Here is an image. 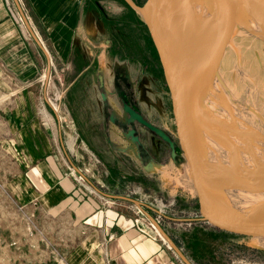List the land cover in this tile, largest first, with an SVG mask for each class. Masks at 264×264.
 <instances>
[{
  "label": "rangeland",
  "instance_id": "1",
  "mask_svg": "<svg viewBox=\"0 0 264 264\" xmlns=\"http://www.w3.org/2000/svg\"><path fill=\"white\" fill-rule=\"evenodd\" d=\"M133 1L142 5L146 0ZM80 10L81 29L73 48L77 50L72 51L68 61L52 62L46 93L40 76L36 84L25 90L18 89L4 75L0 67V107L3 108V110L0 108V264H67L58 252H51L43 247L40 244L41 238L39 245H36L38 237H35V228L41 227L45 220L42 217H35L30 205L19 202V190L12 181L14 166L10 157L11 154H15L13 147L15 140L9 141L16 131V126L14 127L15 123L11 124L6 120L7 114L10 117L24 113L27 117H42L44 114V117L48 116L52 121L53 116L55 117L52 111L54 107L61 117L64 141L70 146L72 158L78 166L90 170L88 161L90 156L93 163L100 165V168L106 171L103 176H106L107 181L102 178L103 182L108 185H118L117 194L149 203L162 211L164 214L162 217L159 218L158 213L152 214L153 217L170 237L175 236L179 244L190 252L196 264H219L208 258L205 248L199 246L198 241L193 240L199 238L198 234H195L196 231L203 236V239H208L209 244L222 242L224 236L206 234L205 229L212 227L209 224L194 221L189 224V221L184 220L194 217L197 213L183 161L173 160L169 149L163 143L154 140L153 148L157 157L148 165L143 164L141 170L132 159L134 148L131 142L121 136H115L114 139L117 141L116 145L124 152L115 155L116 157H114V149L110 150L106 143L102 144L105 152L99 154L96 148L98 142L91 137V145L88 137L86 138L89 135V125H85L82 118L76 117L73 112L74 103L71 94L75 77L73 69L86 65L95 54L108 62L106 77L110 75V64L128 63L138 79L140 105L150 119L174 129V116L168 100V88L158 52L138 12L125 0H81ZM230 26L237 27L235 20ZM110 44L113 47H107ZM234 45L226 48L220 64V74L236 96L245 98L254 107L253 112H249L255 116L252 119L258 121V124L263 121L261 125L256 126H260L263 132L260 131L257 135L259 132L252 130L258 139L257 142L252 141L253 145L246 147V160L248 165L251 164L248 167L251 171L260 169L262 172L264 46L242 35L236 36ZM44 73L45 70L42 71V74ZM45 77L47 79V73ZM255 111L259 112L262 118ZM240 142L244 144L242 137ZM236 162L240 163L237 158ZM217 169L222 170L220 162H217ZM136 170L139 171L138 174L135 173ZM69 172L77 178L80 177L72 167ZM140 177L150 182L147 183L146 180L140 182ZM237 180L231 181L227 186L241 197L239 194L241 184ZM82 194L87 195L89 192L84 190ZM187 235H190L191 241L186 238ZM228 240L233 248L228 256L220 253L221 263L264 264V249L249 245L250 239L234 235L228 237Z\"/></svg>",
  "mask_w": 264,
  "mask_h": 264
},
{
  "label": "crops",
  "instance_id": "2",
  "mask_svg": "<svg viewBox=\"0 0 264 264\" xmlns=\"http://www.w3.org/2000/svg\"><path fill=\"white\" fill-rule=\"evenodd\" d=\"M80 2L0 0V67L18 89L25 90L36 84L43 70L49 72L50 78L54 60L70 59L81 29ZM49 78L44 82L45 93ZM52 111L55 115L52 121L44 114L27 117L22 112L23 115L6 116L16 126L9 141L15 140V154L10 157L19 202L30 205L34 216L45 220L41 227L35 228L36 245L41 238L40 244L51 252H58L67 264H184L152 228L149 216L157 213L155 207L141 201V208L120 198L126 195L117 194V184L103 182V179L107 181L103 176L106 171L93 163L90 156V170L76 164L63 138L61 117ZM70 167L81 178L70 174ZM84 190L89 194H82ZM205 232L225 237L222 242L209 244L196 231L199 238L193 240L205 248L208 258L223 264L220 253L229 255L233 245L228 237L234 235L213 226ZM171 238L196 264L175 236ZM186 238L191 241L190 235Z\"/></svg>",
  "mask_w": 264,
  "mask_h": 264
},
{
  "label": "water",
  "instance_id": "3",
  "mask_svg": "<svg viewBox=\"0 0 264 264\" xmlns=\"http://www.w3.org/2000/svg\"><path fill=\"white\" fill-rule=\"evenodd\" d=\"M125 1L145 22L170 89L183 166L189 180L195 211L198 214V217L184 220L205 221L217 229L246 237L250 239L249 245L264 249V201L255 207L237 210L227 203L223 195V185L218 184L215 193L213 182L217 179L212 181L208 177L209 168L213 167L214 163L209 159L206 149L212 144L207 143L204 138L206 114L203 92L206 85L211 86L214 81L207 79L204 59L190 44L192 40L210 41L212 48L220 54L219 71L226 48L230 45L235 46L234 41L237 35L252 38L264 46V0H222L230 9L229 18L235 20L237 27L229 26L225 21L222 22L224 16L221 15L204 28L195 27L192 23L194 11L191 4L196 0H146L142 5L136 4L133 0ZM20 12L28 25V19L21 8ZM217 32L220 33L217 34ZM48 77L49 72L47 80ZM124 110L130 115L127 121L137 120L168 142L172 149V157H176L175 143L162 128L147 121L141 113L127 104ZM217 126L219 127L218 123L215 124L214 129L218 128ZM133 132V130L130 131L131 134ZM246 184L250 189L248 195L251 192L256 195L264 193V167L262 172L260 169L251 171L247 165ZM119 197L143 207V203L137 199L129 196ZM154 209L158 212V209ZM149 217L159 234L174 249L183 263L193 264L160 223L153 216ZM258 240L262 243L257 242Z\"/></svg>",
  "mask_w": 264,
  "mask_h": 264
},
{
  "label": "bare ground",
  "instance_id": "4",
  "mask_svg": "<svg viewBox=\"0 0 264 264\" xmlns=\"http://www.w3.org/2000/svg\"><path fill=\"white\" fill-rule=\"evenodd\" d=\"M191 6L194 11L192 23L195 27L204 28L206 25L216 21L221 15L224 16L222 22L225 21L229 26L234 21L229 18L230 9L226 7L222 0H207L206 2L196 0L192 2ZM190 44L204 59L207 79H213L214 81L213 85H206L203 92L206 114L203 129L204 138L207 143L211 142L213 145L206 148L209 159L214 163L213 167L209 168L208 177L212 181L217 179L213 182L215 193L217 192V185H223V195L229 206L237 210L255 207L264 201V193L256 195L251 192L248 195L250 189L247 188L246 184V167L248 165L246 147H251L253 145L252 141L257 142L256 140L258 139H256V135L253 134L252 130L259 132L257 135L260 134V131L263 132L260 126L256 127L261 125L263 121L258 124V121L256 122V120L252 119L255 116L249 113L254 110L251 103L245 98L236 96L232 88L225 84V80L218 70L220 54L212 48L211 42H208V40H192ZM241 74L243 73L241 72ZM256 113L262 118L259 112ZM257 118L259 120V117ZM216 123H218L219 127L217 126L218 128L214 129ZM261 134L263 135L264 133ZM240 137H242L244 144L240 142ZM228 148L240 161L239 164ZM217 162H220L222 166L221 171L217 169ZM248 166H251V164ZM236 179L241 184L239 187L241 197L227 186V184H231V181H236ZM236 187L238 188V186ZM257 242L260 241L258 240Z\"/></svg>",
  "mask_w": 264,
  "mask_h": 264
},
{
  "label": "flooded vegetation",
  "instance_id": "5",
  "mask_svg": "<svg viewBox=\"0 0 264 264\" xmlns=\"http://www.w3.org/2000/svg\"><path fill=\"white\" fill-rule=\"evenodd\" d=\"M107 47H113V45L110 44ZM76 50L73 49L72 51L76 52ZM106 61L99 58L98 54H95L94 57L86 62V65L79 66L78 69L74 67L73 69V72H75L71 91L74 103L73 112L76 117L82 118L85 125H89V135L86 138L88 137L90 141L92 137L98 142L96 148H98L99 151L97 152L99 154L105 152L102 144L106 143L111 148L110 150L113 151L114 149L113 153H115L114 157H116L115 155H120L121 152H124L116 145L117 141L114 139L115 136H121L131 142L134 148V153L131 155L132 159L141 170L143 169V164L148 165L151 160H155L157 157L153 148L154 140L163 143L169 149L170 157L173 160L183 161L175 117L173 120L174 129L150 119L140 105L138 79L136 74H133L132 68H129L128 63L125 65L110 64V75L106 77L108 69V62L106 63ZM166 86L168 88V100L173 112L172 97L167 82ZM125 104L141 113L147 121L162 128L173 139L176 146V157H172V149L168 142L141 125L137 120L130 122L126 120L130 115L124 110ZM164 119L166 121L167 117ZM131 130L134 131L132 134L130 133ZM134 137L137 139L135 140ZM90 144L92 145L91 141ZM136 172L138 174L139 171L136 170ZM143 178L140 177V182L145 180L147 183L150 182Z\"/></svg>",
  "mask_w": 264,
  "mask_h": 264
},
{
  "label": "built area",
  "instance_id": "6",
  "mask_svg": "<svg viewBox=\"0 0 264 264\" xmlns=\"http://www.w3.org/2000/svg\"><path fill=\"white\" fill-rule=\"evenodd\" d=\"M40 80L41 81H43V82H45V80H46V77H45V73L44 74H42V75H40ZM54 109H56L55 107H54ZM156 209H158V208H156ZM158 217L160 218V217H162L164 214L162 213V211L160 210V209H158ZM197 216L196 217H198V214H196ZM196 221H198V222H202V223H205V224H209V223H207V222H205V221H202V220H196ZM192 222L193 221H190L189 220V224H192ZM195 222V221H194ZM150 224H151V226H152V228L155 230L156 229V227L152 224V222L150 221ZM210 225V224H209ZM157 230V229H156ZM155 230V231H156ZM158 232V231H157ZM165 241V240H164ZM166 242V241H165ZM167 243V242H166ZM167 245H169L168 243H167Z\"/></svg>",
  "mask_w": 264,
  "mask_h": 264
}]
</instances>
